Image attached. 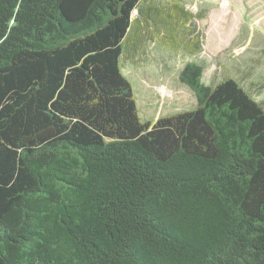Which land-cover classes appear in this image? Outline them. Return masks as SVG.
Returning <instances> with one entry per match:
<instances>
[{"label":"trees","instance_id":"16d2710c","mask_svg":"<svg viewBox=\"0 0 264 264\" xmlns=\"http://www.w3.org/2000/svg\"><path fill=\"white\" fill-rule=\"evenodd\" d=\"M139 4L0 0V264H264V105L188 62L196 105L142 120Z\"/></svg>","mask_w":264,"mask_h":264},{"label":"rangeland","instance_id":"374dc122","mask_svg":"<svg viewBox=\"0 0 264 264\" xmlns=\"http://www.w3.org/2000/svg\"><path fill=\"white\" fill-rule=\"evenodd\" d=\"M139 5L132 17L142 16L146 35L139 51L125 43L120 61L142 120L196 105L193 91L178 78L188 62L203 67L205 84L235 77L264 105V0H140ZM159 10L176 13L179 25L184 24L176 38L169 24H156Z\"/></svg>","mask_w":264,"mask_h":264}]
</instances>
